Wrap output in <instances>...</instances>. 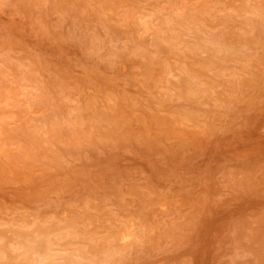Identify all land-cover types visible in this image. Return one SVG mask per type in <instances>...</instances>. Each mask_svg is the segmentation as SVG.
Wrapping results in <instances>:
<instances>
[{
    "label": "rangeland",
    "instance_id": "rangeland-1",
    "mask_svg": "<svg viewBox=\"0 0 264 264\" xmlns=\"http://www.w3.org/2000/svg\"><path fill=\"white\" fill-rule=\"evenodd\" d=\"M263 31L264 0H0V264H264Z\"/></svg>",
    "mask_w": 264,
    "mask_h": 264
},
{
    "label": "bare ground",
    "instance_id": "bare-ground-1",
    "mask_svg": "<svg viewBox=\"0 0 264 264\" xmlns=\"http://www.w3.org/2000/svg\"><path fill=\"white\" fill-rule=\"evenodd\" d=\"M217 8V7H216ZM151 14V13H150ZM236 14H234V16H235ZM170 18H171V16H170ZM264 32V31H263ZM134 239V238H133ZM132 242V241H131ZM113 243V242H112ZM115 245V244H114Z\"/></svg>",
    "mask_w": 264,
    "mask_h": 264
}]
</instances>
